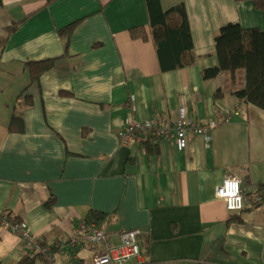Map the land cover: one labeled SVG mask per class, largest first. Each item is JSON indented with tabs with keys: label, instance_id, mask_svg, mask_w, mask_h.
I'll use <instances>...</instances> for the list:
<instances>
[{
	"label": "crops",
	"instance_id": "obj_1",
	"mask_svg": "<svg viewBox=\"0 0 264 264\" xmlns=\"http://www.w3.org/2000/svg\"><path fill=\"white\" fill-rule=\"evenodd\" d=\"M45 3L0 5V40L19 24L0 45V212L26 221L53 264L104 253V244L57 247L90 212L106 215L114 245L125 230L142 232L141 258L128 264H264V205L250 202L264 185V110L234 95L241 75L232 87L225 71L202 76L219 66L221 28L264 33V12L247 0H160L165 11L185 4L194 44L193 63L163 71L145 0ZM74 23L69 38L59 34ZM135 27L148 38L133 39ZM45 60L50 69L33 80L28 63ZM182 112L214 125L209 141L187 131L185 150L158 138L147 153L119 138L130 121L171 127ZM227 178L242 181L243 211L216 198ZM25 255L22 238L0 228V264Z\"/></svg>",
	"mask_w": 264,
	"mask_h": 264
},
{
	"label": "trees",
	"instance_id": "obj_2",
	"mask_svg": "<svg viewBox=\"0 0 264 264\" xmlns=\"http://www.w3.org/2000/svg\"><path fill=\"white\" fill-rule=\"evenodd\" d=\"M55 0H46V5ZM252 1L255 8L264 12V0ZM149 14L150 34L157 47L160 66L163 71H171L186 67L194 61L193 39L185 4L181 3L167 11L163 10L160 0H145ZM3 0H0V5ZM77 24L74 23L59 31L61 36L65 34L69 38ZM19 24L15 23L7 27L6 38L0 40L4 45L8 36L17 31ZM133 39H147V31L144 27H135L130 30ZM216 54L219 66L202 72L205 80L217 77L221 72H227L230 76L229 83L234 85L236 75L243 78V89L235 91L237 98L264 110V33L258 29H243L239 24H227L223 26L215 39ZM53 60L28 63L30 75L33 80L47 72ZM218 96V95H217ZM157 136L148 137L145 152L155 150ZM260 195L264 205V185L260 186ZM106 217L99 212H90L87 221H97L101 228V222ZM12 220H18L13 218ZM41 243V242H40ZM42 244V243H41ZM44 246V245H43ZM53 264L52 255L43 253L26 254L17 264Z\"/></svg>",
	"mask_w": 264,
	"mask_h": 264
},
{
	"label": "built area",
	"instance_id": "obj_3",
	"mask_svg": "<svg viewBox=\"0 0 264 264\" xmlns=\"http://www.w3.org/2000/svg\"><path fill=\"white\" fill-rule=\"evenodd\" d=\"M214 125L199 124L184 118V112L171 127H162L152 121L138 122L130 121L119 133L123 145L131 142L144 144L149 136L155 135L160 140H173L176 148L183 151L188 146L187 131L202 136L209 141ZM216 198L224 201L229 212H240L244 210L246 195L242 181L238 178H227L215 191ZM252 206H258L262 202L259 193L250 196ZM0 228L8 230L22 238L26 247V254L43 253L51 254L50 250L44 247L40 240L31 232L26 221L12 220L10 212H0ZM142 235L140 230H125L120 235V244L114 245L109 242L106 233L98 227L95 221H83L79 229L70 237L66 244H58L60 249L70 248L76 250L82 245L104 244L105 251L94 257V264H128L133 259L141 258V245L139 239Z\"/></svg>",
	"mask_w": 264,
	"mask_h": 264
}]
</instances>
